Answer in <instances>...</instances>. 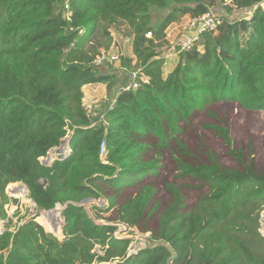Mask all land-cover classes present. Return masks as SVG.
Segmentation results:
<instances>
[{
    "label": "trees",
    "instance_id": "16d2710c",
    "mask_svg": "<svg viewBox=\"0 0 264 264\" xmlns=\"http://www.w3.org/2000/svg\"><path fill=\"white\" fill-rule=\"evenodd\" d=\"M220 1L253 13L221 17L219 28L180 52L165 74L166 29L209 12L219 0H0V217L7 220L0 264H264V169L235 148L224 126L214 128L239 167L212 155L204 163L177 158V177L207 191L189 207L184 189L191 185L167 184L172 197L161 213L156 244L131 252L132 239L115 235L113 219L101 222L102 215L81 205L105 197L109 188L108 210H116V222L138 226L154 199L153 186H143L123 205L117 198L159 172L161 153L145 159L152 148L148 135L162 150L197 109L226 99L264 110V0ZM154 8L169 9L158 27L152 26ZM122 22L134 55L122 63L139 72V86L117 93L104 122L96 124L83 87L103 83L111 92L125 83L117 72L100 70L111 63L92 65L100 53L96 35L110 42L109 29ZM67 136L71 151L43 164L41 158ZM104 140L109 163L100 157ZM18 182L29 188L38 209L37 216L14 222L5 205L17 200L6 189ZM59 204L61 236L36 220ZM153 206L155 212L159 205Z\"/></svg>",
    "mask_w": 264,
    "mask_h": 264
},
{
    "label": "rangeland",
    "instance_id": "374dc122",
    "mask_svg": "<svg viewBox=\"0 0 264 264\" xmlns=\"http://www.w3.org/2000/svg\"><path fill=\"white\" fill-rule=\"evenodd\" d=\"M227 5H230L232 8L231 11L227 10ZM168 12L169 9L154 8L152 26L158 27ZM210 12L217 17H227L230 20H237L248 17L253 10L249 8H237L230 2L224 3L219 0L217 5L210 9ZM188 19L189 16H185L180 22H177L179 28L174 29L173 31L175 35H177V40L161 48L163 55L166 56V60L168 59L170 62L167 67L165 66L166 72L170 71L176 64L179 56L176 53L178 37H181V34L184 33L182 24L187 22ZM127 29L128 25L124 22L111 27L109 29L112 35V40L110 42L108 39L101 37L100 34L96 35V38H98L99 41V52L103 51L108 53L107 51H109L110 48H115L109 52L118 50L121 55L120 61L111 64L110 66H102L100 70L104 72L115 71L120 78L122 77L125 81V83H118L111 92L107 90L108 88L106 84L102 83L99 86L97 101L93 103L91 108H89L91 114L94 115L92 117L96 124L101 121L104 122V112L110 107V104L112 105L115 101L114 99H116L117 93L121 91V87L128 86L131 83L130 74L132 71L122 63L123 57L134 56L132 36L130 37V40H128L126 36ZM88 47H90V43L88 44ZM135 63L136 59L133 64ZM214 126H224L229 128L235 148L241 149L246 159L249 160L252 158L256 169H264V110L245 108L234 100L226 99L208 104L202 109H197L191 115L188 122L181 123L182 130L178 133L177 138L171 140L169 146L162 150L157 146V137L148 135L146 140L151 142L152 148L145 155V159H153L161 153L162 159L160 161L161 167L159 172L158 174L149 176L145 181L143 180L136 183L133 187H126L123 194L117 198L118 205H123L126 201L138 195L143 186L150 184L155 189L154 199L146 210L140 224L134 226L132 229L121 227V229L117 231V235H126L132 239L130 249L132 247L135 250H139L146 246L154 245L156 244V241H158L160 235L161 213L166 209L172 197L171 192L167 188L168 183L182 184L183 181H186L191 185V187L184 189L187 194V203L189 207L196 202L202 192L207 191L206 186L203 187L196 181H192L191 179L182 180L177 177V158H183L192 163H204L207 162L208 157L212 155L229 168L239 167V163L229 154L226 143L223 141ZM51 154L55 158L57 157L56 152H52ZM21 185L20 182L13 183L6 189L8 196L17 200L16 203L11 201L5 205L8 216L10 218L13 217L14 222L19 221L22 217L29 218L37 216V209L33 206V200L29 197V192L27 193L26 199H22L18 196L16 191ZM105 190L107 196L111 194V189L105 188ZM106 195L99 199H90L85 203V206L92 215H95V213L102 215L103 219L99 220L101 222H108L110 219H113L112 221H115L116 225L122 224L116 222V219H114L116 210H108L109 202ZM153 204L159 205V208L155 212H152L154 207ZM56 209H59L61 216V220L58 222L59 231L56 232V234L61 236L63 206L59 204ZM45 212L46 211H42L40 216ZM38 218L39 217L36 218L37 221ZM6 222V219L0 217V231L5 229ZM45 228L49 230L46 226ZM261 231L264 234V210L262 212ZM97 250L100 249L97 248ZM114 263L115 262H95L94 264Z\"/></svg>",
    "mask_w": 264,
    "mask_h": 264
},
{
    "label": "built area",
    "instance_id": "2783aa9c",
    "mask_svg": "<svg viewBox=\"0 0 264 264\" xmlns=\"http://www.w3.org/2000/svg\"><path fill=\"white\" fill-rule=\"evenodd\" d=\"M65 10H66L67 18L70 19L72 12L70 10V6L68 3L65 4ZM245 18H247V17H245ZM221 23H222L221 17H217L216 15L211 13L210 11L206 12L200 16H194V17L189 16V19L187 20V22L182 24V28L184 30V33L181 34V37H178V43H177L178 45H177L176 53L179 54L182 51L191 50L193 47H195L197 44H199L202 41L203 35L206 32L216 31L219 28ZM177 28H179V27H178L177 22H176V23H173L172 25H170L166 29L165 34H166V39L168 40L167 45H169L170 43L175 42L177 40V35H175V33L173 32L174 29H177ZM146 37L147 38L153 37L152 31H147ZM127 38H128V40H130V37H127ZM113 49H115V48H110L109 51H111ZM109 51H107L108 53L102 51L99 54H97L94 61L92 62V65L96 66V65H103V64H107V63L115 64L118 61H120L121 55H120L118 50L113 51V52H109ZM139 77L141 78V76H139V72L133 71L130 74L131 83L128 86H122L121 91L127 90V89L137 88L139 86ZM142 78H144V77L142 76ZM115 101L112 103V105L110 104V107L114 106ZM70 151H71V148L69 150V149L64 148V147L55 150L57 156L66 155ZM100 157L104 163H109L107 143L105 140L101 143V146H100ZM52 158L54 159L55 157L53 156ZM121 227H124L125 229H128V228L132 229L133 228V227H130L128 224H125V223L119 224L118 230L121 229ZM117 231L115 232V235L118 238L128 237L126 235L125 236L117 235ZM130 250H131V252H137L138 251V250L133 249L132 247Z\"/></svg>",
    "mask_w": 264,
    "mask_h": 264
},
{
    "label": "crops",
    "instance_id": "0c3cea01",
    "mask_svg": "<svg viewBox=\"0 0 264 264\" xmlns=\"http://www.w3.org/2000/svg\"><path fill=\"white\" fill-rule=\"evenodd\" d=\"M253 13V12H252ZM251 13V14H252ZM251 14H249V16L247 18H249L251 16ZM163 55V53H162ZM163 57L165 58V66L167 67V65H169V61L168 59L166 60V56L163 55ZM121 60V59H120ZM174 68V67H173ZM172 68V69H173ZM171 69V70H172ZM165 72H166V69H165ZM169 71H167L166 73H168ZM102 83H93V84H86L84 87H83V91H84V104L88 107V108H91V106L93 105L94 102L97 101V95L99 94V86L101 85ZM90 111V110H89ZM91 114V112H90ZM91 116H94L91 114ZM93 118V117H92ZM103 118H104V115H103ZM94 122V120H93ZM95 123V122H94ZM62 147L64 148H67L70 150V144H69V141L66 140L65 141V145H63ZM61 147V148H62ZM59 149V148H58Z\"/></svg>",
    "mask_w": 264,
    "mask_h": 264
},
{
    "label": "bare ground",
    "instance_id": "6f19581e",
    "mask_svg": "<svg viewBox=\"0 0 264 264\" xmlns=\"http://www.w3.org/2000/svg\"><path fill=\"white\" fill-rule=\"evenodd\" d=\"M16 192H17L18 196H20L22 199H26L27 198L28 189H27L26 186H22L21 185L20 188L17 189ZM60 220H61V216H60V213H59V209H55V210H52L50 212H45L41 216H39V218H38V221L41 224H43L49 230H52V231H53V222L54 221L59 222ZM50 227H51V229H50Z\"/></svg>",
    "mask_w": 264,
    "mask_h": 264
},
{
    "label": "water",
    "instance_id": "95a60500",
    "mask_svg": "<svg viewBox=\"0 0 264 264\" xmlns=\"http://www.w3.org/2000/svg\"><path fill=\"white\" fill-rule=\"evenodd\" d=\"M66 140H68V141H70V136H67V137H65V140H64V142L61 144V146L60 147H55V148H53V149H51L50 151H49V153H48V155L47 156H44V157H42L41 158V161H42V163L43 164H50L54 159L52 158L53 156H52V152H55V150H57L58 148H61L63 145H65V141ZM21 184H22V186H26L24 183H22V182H20ZM27 187V186H26ZM27 189H28V192H29V188L27 187ZM90 199L88 198V199H85L84 201H82L81 202V205H85V203L86 202H88ZM33 206L35 207V209H38V206H37V204H36V202H34L33 201ZM64 208V207H63ZM56 209V207L54 208V209H51V210H48V211H46V212H50V211H52V210H55ZM88 209V208H87ZM64 223H65V221H64V219L62 220V223H61V228L64 226ZM262 225H263V223H262ZM5 231V229L3 230V231H0V233H2V232H4ZM58 231V222L57 221H54L53 222V231L52 232H54V233H56ZM115 264V263H114Z\"/></svg>",
    "mask_w": 264,
    "mask_h": 264
}]
</instances>
